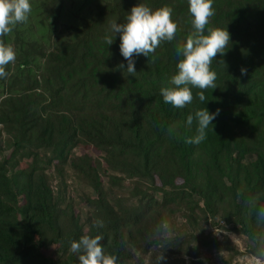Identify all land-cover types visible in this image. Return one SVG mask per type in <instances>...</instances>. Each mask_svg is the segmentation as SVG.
Masks as SVG:
<instances>
[{
    "label": "trees",
    "instance_id": "1",
    "mask_svg": "<svg viewBox=\"0 0 264 264\" xmlns=\"http://www.w3.org/2000/svg\"><path fill=\"white\" fill-rule=\"evenodd\" d=\"M139 3L170 7L177 31L134 56L129 76L118 35L105 38ZM213 9L206 27L226 29L230 42L210 65L214 88H192L184 108L159 90L192 31L188 0L103 3L70 40L30 43L16 28L0 37L15 52L0 78V264H80L70 245L84 236L99 237L115 264H203L216 252L240 264L264 252V0H214ZM204 107L219 115L203 141L186 143L196 128L187 115ZM67 173L85 190L78 202ZM179 214L184 229L173 224ZM200 222L232 226L248 251L202 235Z\"/></svg>",
    "mask_w": 264,
    "mask_h": 264
},
{
    "label": "clouds",
    "instance_id": "2",
    "mask_svg": "<svg viewBox=\"0 0 264 264\" xmlns=\"http://www.w3.org/2000/svg\"><path fill=\"white\" fill-rule=\"evenodd\" d=\"M214 0H188V12L191 16L192 31L185 42L176 49L178 62L175 74L172 75L168 87H161L159 95L165 104L174 108H184L193 101L192 88L204 90L214 88L217 78L211 70L214 57L223 56L224 49L230 42V33L226 29L206 27L209 18L214 15ZM31 12L30 0H0V37L9 34L17 24L28 20ZM172 9L164 6L151 9L139 3L133 6L123 23L113 22L110 25L112 36L105 42L112 45L119 37V53L126 61V71L132 76L135 71L134 56H145L154 52L161 41H171L177 31L176 23L171 19ZM15 60V52L11 45L0 43V78L7 75L4 65ZM125 70V64L118 65ZM247 69L240 68L241 75ZM201 103L205 101L203 91L197 93ZM219 115V109L209 112L207 108L195 110L187 115L186 125L191 127L195 121V134L186 138V143L199 144L206 137V130ZM99 237H81L73 241L70 250L79 255L80 264H115L114 256L102 253ZM251 264H264V252L251 258Z\"/></svg>",
    "mask_w": 264,
    "mask_h": 264
},
{
    "label": "rangeland",
    "instance_id": "3",
    "mask_svg": "<svg viewBox=\"0 0 264 264\" xmlns=\"http://www.w3.org/2000/svg\"><path fill=\"white\" fill-rule=\"evenodd\" d=\"M53 2L56 4L51 8L49 0H30L31 12L28 20L13 27L17 29L23 41L48 44L49 39L51 41L56 39L70 40L71 36L75 34V29L82 27L99 5L111 3L112 0H53ZM49 18L50 21L48 20ZM77 154H89L93 161L99 159V153L92 149H79L77 150ZM66 177L67 195L78 202L80 195L77 192L80 193L85 190L81 184L75 182L72 175L70 177V174L67 173ZM51 184L54 191H56L58 189L56 177L53 178ZM173 224L180 229L186 228L185 220L180 214L174 217ZM220 226L221 228L215 229L211 223L204 224L200 222L197 230L204 236L215 238L220 243H225L238 249L240 253L244 254L248 251L246 238L238 235L230 225L226 226L225 223H222ZM251 258V256L244 254L236 262L251 264ZM226 260V254L216 252L210 259H202V262L203 264H227Z\"/></svg>",
    "mask_w": 264,
    "mask_h": 264
}]
</instances>
